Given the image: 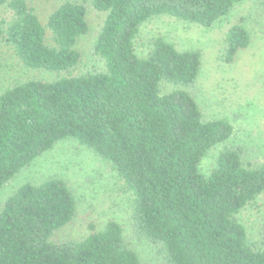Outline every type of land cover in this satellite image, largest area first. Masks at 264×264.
I'll use <instances>...</instances> for the list:
<instances>
[{
    "label": "trees",
    "instance_id": "16d2710c",
    "mask_svg": "<svg viewBox=\"0 0 264 264\" xmlns=\"http://www.w3.org/2000/svg\"><path fill=\"white\" fill-rule=\"evenodd\" d=\"M243 0H93L107 14L94 45L105 64L52 81L14 82L0 93V192L58 143L93 151L131 197L133 239L156 248L164 264H264L238 214L264 194V163H245L242 145H225L209 175L202 160L234 134L228 118L206 120L196 98L202 54L163 37L145 56L143 23L168 15L213 27ZM0 44L26 68L71 73L90 31L84 3L65 0L46 21L28 0H0ZM264 10V0H260ZM243 22L231 25L221 60L233 64L252 45ZM78 215L61 178L27 182L0 202V264H144L123 225L90 223L81 239L52 237Z\"/></svg>",
    "mask_w": 264,
    "mask_h": 264
},
{
    "label": "rangeland",
    "instance_id": "374dc122",
    "mask_svg": "<svg viewBox=\"0 0 264 264\" xmlns=\"http://www.w3.org/2000/svg\"><path fill=\"white\" fill-rule=\"evenodd\" d=\"M36 7L43 21L65 0H28ZM88 9L90 31L82 36L77 49L82 54L80 65L71 73L26 68L13 51L0 44V93L19 80L52 81L59 77L76 76L88 71H102L105 64L94 54V45L107 17L96 11L93 0H75ZM5 15L0 6V16ZM243 22L252 35V45L240 53L233 64L221 60L228 28ZM163 37L179 50H197L202 54V69L196 88V98L208 121L228 118L234 134L224 144L211 149L202 160L200 169L209 175L225 145H242L246 149L245 163H264V10L260 0H243L232 12L213 27L206 28L175 17L156 16L141 26L136 46L145 56L152 39ZM63 179L74 191L78 215L52 238L55 241L81 239L90 233V223L103 229L113 219L120 222L127 238L140 254L144 264H164L156 248L133 239L131 197L125 191L116 171L93 151L68 140L37 158L0 192V202L19 186L40 183L48 178ZM238 220L245 225L250 244L264 250V194L245 207Z\"/></svg>",
    "mask_w": 264,
    "mask_h": 264
}]
</instances>
